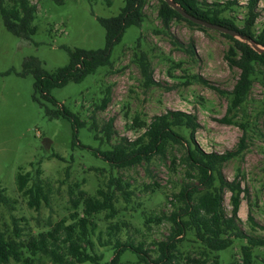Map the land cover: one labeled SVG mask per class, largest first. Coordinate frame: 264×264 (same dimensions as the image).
Wrapping results in <instances>:
<instances>
[{"label":"rangeland","instance_id":"obj_1","mask_svg":"<svg viewBox=\"0 0 264 264\" xmlns=\"http://www.w3.org/2000/svg\"><path fill=\"white\" fill-rule=\"evenodd\" d=\"M31 1L38 7L34 21L37 30L31 37H18L8 31L0 13V191L9 198V203H1L0 222L6 233L15 236L18 227L19 239L27 241L62 219L71 222L73 200L79 190L95 194L114 174L131 183L133 196L129 203L120 196L114 218L108 219L107 211L95 216L99 225L93 237L97 252L105 253L107 259L111 257L112 250L99 244L98 232H104L100 235L105 237L107 224L122 221L129 223L121 234L123 239L131 236L154 249L156 242L165 240L171 231L168 221L160 223L154 218L172 209L167 196L175 190V183L180 182L186 169L180 160L174 162L181 153L170 147L165 157L121 169L109 165L95 150L109 149L122 136L128 139L139 136L142 130L132 129L135 116L150 122L155 115L173 109L197 117L200 127L195 138L208 152L234 149L244 133L242 124L245 125L247 148L224 164L223 173L229 180L238 178L245 188L239 210L242 228L250 234H264L261 228L253 229L248 219L251 211L257 224L264 226V64H254L245 103L234 114L228 113L232 91L242 73L228 57L235 42L222 32L201 29L185 20L172 18L164 24L158 15L160 1L147 0L143 24L127 28L112 51L110 65L99 68L80 83L69 82L52 89L57 104L43 97L36 100L34 74L24 72L26 60L37 58L47 71L54 72L69 63L68 48H104L106 30L98 18L118 15L125 0ZM207 1L234 2L222 15L231 18L238 27L244 25L250 0ZM254 9L257 18L253 33L264 35V0H257ZM142 58L153 71L154 82L149 86L145 85L141 70ZM104 98H109V102L101 109ZM64 108L86 123L78 128L76 144L70 119L55 117L54 112ZM224 117L232 121H224ZM111 118L117 135L108 141L103 137L102 127ZM93 123L98 127L96 132L90 129ZM96 134L102 137L96 138ZM186 135L189 136L188 132ZM45 138L51 140L49 149L43 144ZM55 154L61 158L54 157ZM34 163L42 168L49 200L40 209L30 207L28 197L17 185L19 170L33 172ZM224 204L230 212L229 191L225 193ZM146 218L152 221L145 224ZM246 243L235 240L231 247L220 251V264H241V247ZM180 244L182 250L192 254L201 249L192 233ZM254 251L258 260L264 259V248L257 247ZM33 264L54 263L42 256ZM122 264L139 263L128 252Z\"/></svg>","mask_w":264,"mask_h":264},{"label":"trees","instance_id":"obj_2","mask_svg":"<svg viewBox=\"0 0 264 264\" xmlns=\"http://www.w3.org/2000/svg\"><path fill=\"white\" fill-rule=\"evenodd\" d=\"M113 0H108L111 3ZM158 15L166 24L170 19H181L201 29L206 27L184 18L177 10L168 5L165 0H159ZM186 11L199 18L213 23L223 24L239 30L249 38L264 45V35L253 33V26L257 18L255 6L257 0H250L248 16L242 27L229 17L223 16L228 7L234 2H208L207 0H174ZM147 0H125L118 15L99 17V22L106 30V45L98 50L75 48L69 50L70 61L67 65L54 72L47 71L39 59L30 58L25 62V73L34 74V98L40 97L50 102L57 100L51 95V90L65 86L69 82L80 83L88 75L95 74L99 68L112 63V51L118 44L127 28L140 27L145 20L144 8ZM37 5L31 0H0V13L8 31L18 37H31L37 27ZM222 35L232 39L235 44L230 47L228 57L238 65L241 76L232 91L233 98L227 112L234 114L246 101L251 87V77L255 63L264 64V53L255 51L247 42L241 41L228 34ZM239 55V56H238ZM238 56V58H236ZM235 57V58H232ZM141 59V70L145 85L154 82L150 63ZM201 80H203L201 78ZM202 82H205L203 80ZM109 98H104L101 109L107 107ZM55 117L60 115L70 119L74 128V143L78 141V128L85 126L79 116L68 109L57 110ZM224 121L231 122V118L224 117ZM244 133L238 144L232 150L223 153L208 152L196 141L195 134L200 127L197 117L183 110L170 109L165 113L155 115L150 122L135 116L132 129H141L142 133L134 139L119 137L109 149L95 150L98 156L112 167L129 169L137 165L149 164L155 157H165L168 149L176 147L181 153L178 159L186 167L180 182L175 183V190L167 196L172 206L169 213L163 212L155 216L160 223L168 221L171 231L165 240L156 242L154 249H148L144 241L136 242L131 236L123 239L121 234L129 223L126 221L110 222L105 231L106 236L100 234L98 241L101 246L112 250L110 258L105 253H98L93 237L99 225L95 216L107 211L108 219L118 214L117 202L122 196L129 203L133 196L131 183L122 176L111 174L108 182L100 186L95 194L86 190H79V195L73 200L74 211L71 222L62 219L52 228L41 230L31 235L27 241L20 240L21 229L15 227V236L8 235L0 222V264H10L12 261L33 264L36 258L45 256L54 264H122L123 257L130 252L137 258L139 264H220V251L231 247L235 240H245L241 247V264H264V259L258 260L255 248H264V234L254 235L242 228V218L239 210L243 200L245 188L242 182L235 178L229 180L224 176L223 166L231 159L240 155L247 148L246 127L242 124ZM96 124L90 129L97 131ZM188 132L189 136L186 135ZM103 137L111 141L117 135L113 128V118L102 127ZM102 137L96 134V138ZM54 157H60L54 155ZM61 158V157H60ZM35 170L25 172L19 170L17 174L18 190L28 197L30 207L40 209L42 203H48V194L42 179V168L32 164ZM39 165V163H38ZM33 181V182H32ZM29 182H32L31 186ZM160 186V185H158ZM153 191L156 189L154 187ZM230 192L231 209L228 212L225 204V193ZM1 203H9V198L0 191ZM146 218L145 224L152 221ZM248 219L253 229L264 226L257 224L251 211ZM192 233L201 249L196 253L185 252L181 249L184 237ZM153 253L157 255L154 256Z\"/></svg>","mask_w":264,"mask_h":264},{"label":"water","instance_id":"obj_3","mask_svg":"<svg viewBox=\"0 0 264 264\" xmlns=\"http://www.w3.org/2000/svg\"><path fill=\"white\" fill-rule=\"evenodd\" d=\"M165 1L168 3L169 6H171L175 10H177L184 18L189 19L192 22L199 24V25H202L206 28L217 30V31L222 32L224 34H228L232 37H235L241 41L247 42L255 51H257L259 53H264V45L260 44L259 42H257L253 38L247 37L246 35L242 34L239 30L234 29V28H230V27L225 26L223 24L213 23V22H210L208 20L199 18L195 15H192L191 13L186 11L182 6H180L174 0H165ZM50 143H51V140H49L48 138H45L43 140L44 146L48 149L50 147Z\"/></svg>","mask_w":264,"mask_h":264}]
</instances>
